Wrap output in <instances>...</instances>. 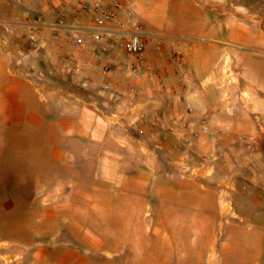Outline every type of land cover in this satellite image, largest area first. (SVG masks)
<instances>
[{"label": "crops", "instance_id": "1", "mask_svg": "<svg viewBox=\"0 0 264 264\" xmlns=\"http://www.w3.org/2000/svg\"><path fill=\"white\" fill-rule=\"evenodd\" d=\"M69 1V7H73L74 1ZM124 1L133 5L143 3V0ZM17 2L19 3L13 2L7 7L3 6V3L0 4V17H20L24 12L22 6H38V15L42 17L39 30L48 39L45 47L40 50L50 55L65 50L60 49V43L52 41L50 37L52 34L68 38L73 36L76 31L71 27L70 19L68 27H60L56 23V14L45 6L44 0ZM147 2L153 5L157 2L190 4L187 0ZM103 4L104 7H109L111 0H103ZM75 25L88 26L89 19L82 15L75 21ZM20 28L26 31L30 29L26 24H21ZM143 29L157 36L147 42L145 56L150 60H160L163 66L162 77L153 82L127 72L126 65L133 61V57L129 56L118 42L110 39L87 42L78 49L77 63L90 80L85 87L74 85L63 75L45 79H37L35 75H31L28 79L22 74L12 73L8 56L0 44V136L7 135L12 146L19 150L16 155L21 158L20 161H10V170L0 173V182H63V175H77L80 165L90 166L88 173L94 175L96 166L111 165L109 162L116 159L113 162L118 167L116 172L126 183L134 180L141 181L144 186L149 184L154 200L152 213L158 217L156 223L151 224V229L156 231L151 242L154 247L152 254L157 256V262L167 264L172 262L177 251L183 259L207 262L208 255L214 254L211 251L213 247L218 246L220 240L216 234L220 214L219 189L224 197L232 196L236 191L237 213L244 216L245 220H231L224 225V231H228L224 248L227 250L229 247L233 254V245L241 239L248 249L253 251L252 259L257 262L264 256V160L257 164L260 173L248 175L246 171L248 174L245 179L231 175L229 177V172L220 162L215 163L214 174L202 182L183 177L175 165L176 158L184 159L189 164L199 163L200 158L192 154L187 145H176L173 138L149 140L147 134L152 130V126L140 118L142 113L156 111L169 97L163 86H177L179 78L174 70L176 65L192 70L190 88L196 94L191 97L190 102L193 104L198 97L197 104L203 105L199 97L204 100V93L197 91L195 86L201 83L200 86L210 87L203 83L208 75L213 74L217 79L223 75L225 69H222V64H214L218 49H184L181 42L176 43V39H181V36H178L180 34ZM230 37L229 34V40ZM158 40L161 52L157 49ZM38 52L26 54V62L44 66ZM177 52L181 53V58L174 64L170 59ZM204 60H207V65L202 68ZM212 65L216 68H211ZM104 66H109L111 71L103 74L101 69ZM202 69L208 72L207 76H202ZM242 76L246 84L257 87L246 78L244 72ZM108 81L122 86L134 85L141 89V95L135 99L124 97L118 105H113L109 95L99 88L102 83ZM239 85L232 83L216 90L215 106H204L198 111L213 114L221 124L231 128L232 135L227 139L228 142H235V134L240 131L254 133L258 130L262 135L260 143L264 145V117L261 123L259 118L251 113L255 109L252 103L258 105L256 108L259 111H264V99L259 96V99H255L253 95L251 103L242 105L238 99L239 95L236 94ZM113 109L120 112L121 123L116 124L110 116ZM198 142L200 151L211 149L207 140ZM4 148L5 144L0 142V152ZM101 172L108 173L104 170ZM218 182H221L219 189L214 185ZM125 186L127 187V184ZM0 189L4 190L3 187ZM28 191L31 192V189ZM38 191L46 193V184L39 185ZM54 192L55 196H59L61 193L58 192H62V188L56 187ZM35 195L28 193L29 197ZM4 204L5 202L0 201L1 227L10 225L12 220L9 216L2 219V214H12V209H2ZM38 214L41 216L39 225L30 229L40 234L42 228L49 230V211L42 207L38 209ZM253 218L255 220H252ZM22 244L27 247L26 253L21 255L22 259L16 264L50 260L55 264H97L92 260L94 256L81 254L77 250L70 253H52L44 247L45 249L32 253L31 248L39 244L37 240L32 244Z\"/></svg>", "mask_w": 264, "mask_h": 264}, {"label": "rangeland", "instance_id": "2", "mask_svg": "<svg viewBox=\"0 0 264 264\" xmlns=\"http://www.w3.org/2000/svg\"><path fill=\"white\" fill-rule=\"evenodd\" d=\"M17 1L0 0V4L3 3L2 5L7 7L13 2L19 3ZM187 2L190 4L157 2L153 5L143 0L139 5L130 3L129 7L143 28L180 34L178 36H181V39H176V43L181 42L184 49H218L214 64L221 63L225 71L222 72L220 79L214 78L213 74L208 75L203 83L210 87L200 86L201 83L195 86L197 91L204 93V100L199 97L203 105L197 104V97L192 106L197 111L202 110L204 106L214 107L216 90L232 83L240 84L236 94L239 95L238 99L242 105L251 103L253 95L255 99L259 97L264 99V38L257 37V34L264 31V0H187ZM21 9L29 14H40L38 6H22ZM229 34L233 41L228 39ZM151 44L152 42L149 45ZM201 65L205 68L207 60ZM210 67L216 68L215 65ZM237 67L241 70L234 69ZM202 71V76H207L208 72L203 69ZM243 72L258 88L253 84H246ZM252 104L255 109L251 113L261 122L264 111H259L256 103ZM209 121L212 125L220 129L226 128L230 132L228 136L220 135L216 140L208 137L200 139L207 140L211 146V149L205 152L214 153L219 147L227 152L229 159L231 154L238 159V164L228 176L245 179L248 173V175L260 173L257 164L264 160V145L260 143L262 135L257 132L258 130L254 133L240 131L235 134V142H228L227 139L232 135L231 128L221 124L211 113ZM241 135L246 136L243 141L238 139ZM0 142L5 144V148L0 152V173H7L10 170V161H20L21 158L20 155H16L19 150L12 146L7 135L0 136ZM115 160H109L111 165L96 166L94 175L88 173L90 166L80 165L77 168L78 174L74 176L64 174L63 182L52 180L47 183L0 182V188L4 189H0V201L5 202L2 209L4 211L7 208L12 209V214H2V219L9 216L12 220L8 226L0 225V264L19 262L27 249L22 243L32 244L35 240L39 244L31 248L32 253L47 247V251L52 253H70L77 250L81 254H90L94 256L92 260L97 264H167L157 262L155 260L157 256L152 254L154 247L151 242L156 231L151 229V224L156 223L158 217L152 213L154 200L149 184L144 186L141 181L134 180L126 183L116 172L118 167L113 164ZM178 160L176 158L175 161ZM102 170L108 173L101 172ZM179 172L182 175L180 169ZM204 179L196 180L202 182ZM44 184L47 186L46 193L39 192V185ZM214 185L219 189L221 182ZM56 187L62 188V192H58L61 193L59 196L54 195ZM28 193L36 195L29 197ZM77 194L79 195L76 196ZM229 198L232 207L225 206V199L221 197L219 189L220 214L216 234L220 240L218 246L213 247L211 251L214 254L208 255L207 262L183 259L177 251L169 264H264V256L257 262L253 261V251L248 249L247 244L241 239L233 245V254L229 247L227 250L224 248V239L228 233L224 231V225L231 220H245L244 216L237 213L236 191ZM42 207L49 211L47 219L49 230L42 228L38 234L36 230L30 228L39 225L41 216L38 209ZM33 264L55 263L50 260L36 261Z\"/></svg>", "mask_w": 264, "mask_h": 264}, {"label": "built area", "instance_id": "3", "mask_svg": "<svg viewBox=\"0 0 264 264\" xmlns=\"http://www.w3.org/2000/svg\"><path fill=\"white\" fill-rule=\"evenodd\" d=\"M73 1V7H69V0H44L45 6L56 14L58 26L68 27L70 19L71 27L76 31L69 38L52 34L51 40L59 42L60 49L65 50L51 55L40 50L45 47L48 39L39 30L41 25L39 21L42 17L38 14H29L24 11L18 18L0 17V44L8 56L12 73L22 74L28 79L31 75H35L37 79L63 75L74 85L85 87L90 80L77 63L78 49L87 42L110 39L118 42L125 52L133 57V61L126 65L127 72L139 75L150 82L162 77L161 61L148 59L144 52L147 42L156 34L143 29L141 23L133 16L127 1L111 0L109 7H104L103 0ZM82 15L89 19L88 26L75 25V21ZM21 24L29 25L30 29L23 30L20 28ZM157 49L161 52L160 40L157 41ZM32 51H39L44 66L26 62V54ZM180 58L181 53L177 52L171 56L170 61L176 64ZM174 70L179 78L177 86H163L168 91L169 97L156 111L142 113L140 116L152 126L147 138L149 140L173 138L176 145H187L191 153L200 158L197 164H189L184 159L175 161L182 176H190L198 180L209 177L213 174L217 162H220L226 171L233 172L238 164L234 154H231L229 159L227 152L219 147L214 153L199 150L198 141L202 137L216 140L218 136L226 137L230 132L226 128L220 129L212 125L207 112L197 111L192 106L190 99L196 94L190 88L192 70L178 65ZM101 71L107 74L111 68L104 66ZM99 88L109 95L113 105H118L124 97L135 99L141 95V89L134 85L122 86L108 81L102 83ZM120 115L116 109H113L110 114L116 124L121 123ZM245 138V135L238 137L240 141ZM221 197L225 199V206L232 207L230 196L221 195Z\"/></svg>", "mask_w": 264, "mask_h": 264}, {"label": "bare ground", "instance_id": "4", "mask_svg": "<svg viewBox=\"0 0 264 264\" xmlns=\"http://www.w3.org/2000/svg\"><path fill=\"white\" fill-rule=\"evenodd\" d=\"M257 37L260 39H263L264 38V31L261 34H257ZM230 39L233 40V37L231 36Z\"/></svg>", "mask_w": 264, "mask_h": 264}]
</instances>
